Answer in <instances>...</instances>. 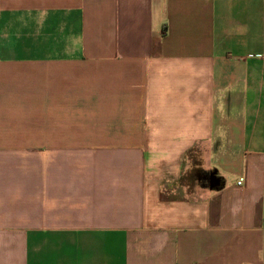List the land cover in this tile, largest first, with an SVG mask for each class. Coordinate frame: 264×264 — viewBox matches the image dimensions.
I'll return each mask as SVG.
<instances>
[{
    "label": "crops",
    "instance_id": "0c3cea01",
    "mask_svg": "<svg viewBox=\"0 0 264 264\" xmlns=\"http://www.w3.org/2000/svg\"><path fill=\"white\" fill-rule=\"evenodd\" d=\"M0 264H264V0H0Z\"/></svg>",
    "mask_w": 264,
    "mask_h": 264
},
{
    "label": "trees",
    "instance_id": "16d2710c",
    "mask_svg": "<svg viewBox=\"0 0 264 264\" xmlns=\"http://www.w3.org/2000/svg\"><path fill=\"white\" fill-rule=\"evenodd\" d=\"M188 156H189V159H191L193 161V163H194V169H195L194 173H195V175H198V176H200L202 178L201 181L203 182V184L206 183V181H207V179L209 177V174H208V172L202 170V168L200 167L201 166V161H200V158H199V154L197 152H195V150H191L189 152ZM184 179H186V177H184L183 180Z\"/></svg>",
    "mask_w": 264,
    "mask_h": 264
},
{
    "label": "built area",
    "instance_id": "2783aa9c",
    "mask_svg": "<svg viewBox=\"0 0 264 264\" xmlns=\"http://www.w3.org/2000/svg\"><path fill=\"white\" fill-rule=\"evenodd\" d=\"M238 184H241V182H238Z\"/></svg>",
    "mask_w": 264,
    "mask_h": 264
}]
</instances>
